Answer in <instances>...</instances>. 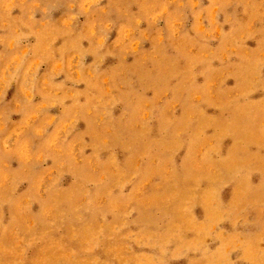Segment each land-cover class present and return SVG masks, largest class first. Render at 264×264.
Masks as SVG:
<instances>
[{
  "label": "rangeland",
  "instance_id": "1",
  "mask_svg": "<svg viewBox=\"0 0 264 264\" xmlns=\"http://www.w3.org/2000/svg\"><path fill=\"white\" fill-rule=\"evenodd\" d=\"M0 264H264V0H0Z\"/></svg>",
  "mask_w": 264,
  "mask_h": 264
},
{
  "label": "bare ground",
  "instance_id": "2",
  "mask_svg": "<svg viewBox=\"0 0 264 264\" xmlns=\"http://www.w3.org/2000/svg\"><path fill=\"white\" fill-rule=\"evenodd\" d=\"M88 105V104H87Z\"/></svg>",
  "mask_w": 264,
  "mask_h": 264
}]
</instances>
